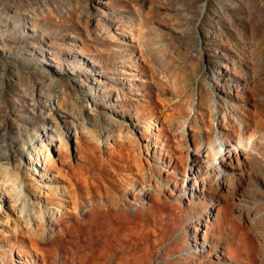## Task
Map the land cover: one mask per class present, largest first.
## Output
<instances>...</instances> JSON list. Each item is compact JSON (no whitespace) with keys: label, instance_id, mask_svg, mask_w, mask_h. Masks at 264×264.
Wrapping results in <instances>:
<instances>
[{"label":"rangeland","instance_id":"obj_1","mask_svg":"<svg viewBox=\"0 0 264 264\" xmlns=\"http://www.w3.org/2000/svg\"><path fill=\"white\" fill-rule=\"evenodd\" d=\"M103 2L67 28L74 2L0 0V70L14 69L0 141H34L0 162L16 199L0 202V264H264V0H199L190 14ZM75 199L126 213L79 217ZM56 221L47 255L12 232L53 238Z\"/></svg>","mask_w":264,"mask_h":264},{"label":"bare ground","instance_id":"obj_2","mask_svg":"<svg viewBox=\"0 0 264 264\" xmlns=\"http://www.w3.org/2000/svg\"><path fill=\"white\" fill-rule=\"evenodd\" d=\"M21 1L23 3H25L27 6H30L31 7V10L43 8L45 6H50L53 11H57L58 8H59V6H62L64 3H67V4L70 5V4H73V2H74V6L72 7L73 9L72 8L71 9L69 8V10H68L69 11V16L67 17V20H66L67 23H65L67 28L68 27H73V26L76 25L73 22V20L71 19L72 18V15H74L75 13L77 14V15L75 14V16L78 19L81 18V17H85V20L88 23H91L92 21H94L95 18H97L101 14V13H99L101 11H98L97 12V10H99V8H97V7H101V6H106L107 7V3H104L103 0H74V1L73 0H21ZM171 1H173V3L171 5L163 6L161 4L160 0H110V2H113L117 6L119 4H122V3H127V4H132L133 3V4H135V5L140 6L141 8H143V10H149L150 8H152V6H157V8L159 9V12L167 11V12H170L172 14L176 13L177 8L178 9L180 8V10H183L185 13L190 14L193 11V8H194L195 3L197 1H199V0H171ZM95 10H96V12H95ZM109 16H110L109 13H105V17L104 18H106V20H109L110 19ZM74 20H75V18H74ZM79 20H82V18L79 19ZM150 24H151V22L149 20H147V19L142 20V26L146 25V27L149 28V30H150V27H149ZM194 24L197 25V23H194ZM165 30H166V32H168V28H165ZM195 30H197V29H195ZM59 31L60 30H58V32ZM58 32L55 31V34H59ZM117 34H118L119 37H124L126 35V37H127L126 40H128V38H129V34L125 30L123 31V33H120V34L117 33ZM1 38H2V41H5V40H7L8 36H3ZM133 40H135V39H133ZM136 44L138 45L137 42H136ZM142 50H143V48L139 46V51L141 52V54H143V52H144ZM105 55L107 56L106 53L102 54V57L105 56ZM110 60L111 59L107 56L106 57V62L109 63ZM102 67H103V69L107 68V66H105V65H103ZM13 72H14L13 66H10L9 64L4 65L2 67V69L0 70V83L3 84V86H4V88L6 90L9 89L10 86H11V83H12L11 76L13 75ZM205 72H206V68L203 69V73H205ZM223 76H224V78L229 76L228 75V72L226 70H225V74H223ZM57 85H60V84H57ZM212 85H210V86L212 87ZM212 89H213V87H212ZM214 93H216V92H214ZM70 94H71L70 93V90H68V89H65V91L63 92V95H65L66 98L67 97H70ZM38 95H39V93H38ZM216 96H218L217 93H216ZM64 100H66V99H63V101ZM9 101H10L9 98L6 97V101L4 103L5 104V108L2 110L4 114L3 115L0 114L1 117L4 116L3 119L0 118L1 119V122H0V138H3V139L6 136V129L4 127L5 126V115H6L5 113L8 114V112H9ZM35 109H36V112L37 113H40V110H41V112L50 111L51 110V107L48 106L46 103L43 102L42 104H40L39 106H37ZM2 111L0 113H2ZM64 113H65L64 116L61 117V118H64L65 119L67 116L68 117L69 116H72V113H70L68 111L67 112L65 111ZM43 116H44V114H43ZM59 128H60V126H59ZM68 128H70V126H68V127L65 126L66 132L63 131V136L67 133ZM53 129H55V128H53ZM45 130H48L47 132H49V133H52L53 132V131H51V128L45 129ZM112 131L113 130H110V132H112ZM54 132L56 134L57 133V129H55ZM58 141H59V143L62 146L64 145V143L61 142V139H59ZM35 142H36V140H35ZM24 144L26 145V148H24V149L27 150V151L26 150L25 151L27 152V154H30L32 152V150L34 149V147H32V144H34V141L32 142V139L29 140V141L24 142V140H22V138H19L18 140H15V141L14 140L13 141L11 140L7 144H3L0 141V162L8 163V162H11V161L12 162L15 161L17 155L20 152H22V150H23V146L22 145H24ZM19 149H20V151H19ZM45 151L47 152V150H45ZM43 153H44V151H43ZM40 155H43V154L40 153L38 150L36 152L33 151V159H32V161L35 162V164H34L35 165V168H40L42 166V162H44V159L46 158V157H42V159L40 161ZM197 172H198V170H197ZM99 173L102 176L103 172H102V169L101 168H99ZM13 180L14 179H12V175L11 174H7L3 170H0V202L9 201L10 204H14L16 202V199H14V195H13L14 191L11 188V185L7 184V183H10ZM96 188H98V187L96 186ZM51 194L53 196V194H54L53 191H50V195ZM72 195H73L74 198H77V193H73ZM90 196L93 197L92 194ZM71 205H72L71 209L72 210L73 209L76 210L79 217L81 216L82 212H87V213H93V212L94 213H97V212H109V211L115 210L116 207H117V210H121V213L119 212L121 215L125 216V213H126L125 207H122V208L119 209L118 206H117V203L113 199L112 200H108V201H103V200L101 201V200H98L97 199V202L96 203L88 206L86 208V210H84V211H82L80 209V207H79L80 204L78 202H76V199L74 201H72V204ZM16 206H17V210H19V213H21V211H23V209H24L23 208L24 205L21 204L19 206L18 205H16ZM17 215H19V214H17ZM39 219L41 220V216H39ZM31 220H33L32 217H31ZM27 224H28V222L27 223L24 222V225L25 226H27ZM52 227L57 228V233H56L55 237H53V238H49V237L44 236L43 229H39V227H36L34 229L33 228H31V229L24 228V230L17 231V227H15V224H14L13 225V228H12L13 229L12 232H13L14 237H19V238H21V240H23V239L26 238L27 242L30 244V248L34 249L35 251L43 252L45 255H47V253H49V251L47 250L46 247L49 246V244L51 243V240L52 239H55L56 237H59L62 234V230L59 231V229H58L57 221L51 225V228ZM126 236H127L126 235V231L124 229V231L121 234V237L125 238Z\"/></svg>","mask_w":264,"mask_h":264}]
</instances>
